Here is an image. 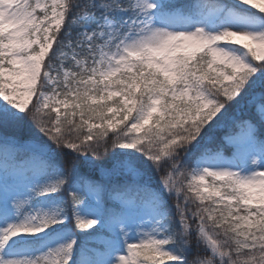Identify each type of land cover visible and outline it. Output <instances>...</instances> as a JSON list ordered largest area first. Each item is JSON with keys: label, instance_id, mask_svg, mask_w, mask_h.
Returning <instances> with one entry per match:
<instances>
[{"label": "snow or ice", "instance_id": "snow-or-ice-1", "mask_svg": "<svg viewBox=\"0 0 264 264\" xmlns=\"http://www.w3.org/2000/svg\"><path fill=\"white\" fill-rule=\"evenodd\" d=\"M0 264H264V0H0Z\"/></svg>", "mask_w": 264, "mask_h": 264}]
</instances>
